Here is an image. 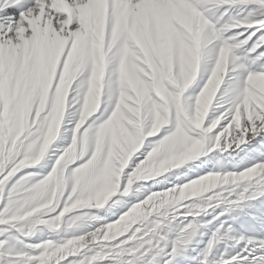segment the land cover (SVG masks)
Listing matches in <instances>:
<instances>
[{"label":"snow or ice","instance_id":"snow-or-ice-1","mask_svg":"<svg viewBox=\"0 0 264 264\" xmlns=\"http://www.w3.org/2000/svg\"><path fill=\"white\" fill-rule=\"evenodd\" d=\"M0 264H264V0H0Z\"/></svg>","mask_w":264,"mask_h":264},{"label":"rangeland","instance_id":"rangeland-1","mask_svg":"<svg viewBox=\"0 0 264 264\" xmlns=\"http://www.w3.org/2000/svg\"><path fill=\"white\" fill-rule=\"evenodd\" d=\"M208 236L206 238H204V236L201 238L202 240H207ZM202 246V245H201Z\"/></svg>","mask_w":264,"mask_h":264},{"label":"bare ground","instance_id":"bare-ground-1","mask_svg":"<svg viewBox=\"0 0 264 264\" xmlns=\"http://www.w3.org/2000/svg\"><path fill=\"white\" fill-rule=\"evenodd\" d=\"M206 237H207V234L204 235V238H206Z\"/></svg>","mask_w":264,"mask_h":264}]
</instances>
